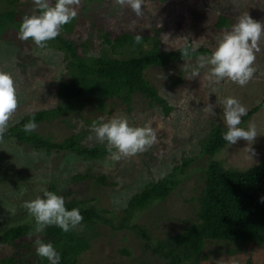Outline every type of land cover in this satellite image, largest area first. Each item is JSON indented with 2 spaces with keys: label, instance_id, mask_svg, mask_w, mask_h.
<instances>
[{
  "label": "rangeland",
  "instance_id": "1",
  "mask_svg": "<svg viewBox=\"0 0 264 264\" xmlns=\"http://www.w3.org/2000/svg\"><path fill=\"white\" fill-rule=\"evenodd\" d=\"M74 7L76 25L70 34L63 36L77 43L89 40L88 55H100L105 48L111 52L109 45L102 43L103 31H108L111 37L124 31L156 36L165 50L191 43L214 51L220 37L230 31L240 15L248 13L264 23V0H142L143 14L139 17L130 7H121L115 0H79ZM9 9L16 11L18 20L38 13L33 0H0V10ZM221 16L229 19L228 26L217 25ZM18 29L11 25L0 38V70L12 74L18 96V106L7 128L28 113L56 107L60 102L59 81L69 78L58 37L41 48L31 38L20 40ZM144 46L147 49L150 45ZM259 48L254 61L256 71L244 86L229 79L211 81L206 69L191 79L185 66H195L200 56H209L206 54L146 70L147 80L172 107L168 113L163 104L152 103L137 92L129 103L111 98L106 102V110L100 111L96 102L87 100L80 108L74 106L67 116L37 124L39 132L58 141L85 131L84 144L102 143L109 147L107 142L96 139L91 125L100 117L107 121L115 115H126L132 125L147 124L157 135L155 144L134 156L113 160L109 153L101 159L86 160L73 152H48L3 136L0 140V264L1 259L16 250L2 239V231L31 220L26 202L42 196V189L48 188L52 181L57 183L63 197L84 200L111 211L112 224L100 222L84 232L91 245L79 255L77 264H165L162 257L146 248L139 233L119 227L127 214L128 201L147 183L172 172L187 157H194V162L178 174L182 182L173 192L165 200L135 212L130 224L145 225L156 240L181 230L182 220L196 219L197 197L205 184V167L209 162L207 155H200L201 149L215 124L226 128L221 101L228 96L236 97L248 110L258 106L244 126L255 125L257 137L250 150L248 142L241 139L226 145L215 157L227 167L242 170L264 160V37ZM129 51L115 55L128 56ZM177 79L179 82L173 84ZM208 102L216 103V115L203 110ZM88 171L106 175L105 182L73 179L74 175ZM36 238L35 234L27 236L28 241ZM123 249H129L130 253ZM199 264H264V244L247 242L232 253L228 246L208 241Z\"/></svg>",
  "mask_w": 264,
  "mask_h": 264
},
{
  "label": "trees",
  "instance_id": "2",
  "mask_svg": "<svg viewBox=\"0 0 264 264\" xmlns=\"http://www.w3.org/2000/svg\"><path fill=\"white\" fill-rule=\"evenodd\" d=\"M51 1L55 2V0ZM16 14L14 9L0 10V38L11 25L19 27L22 20H18ZM229 23V19L224 16L217 21L220 27L228 26ZM75 25L74 18L71 23L62 27L58 36L61 41L59 45L64 51L65 68L69 75V78L59 81L57 97L60 102L56 107L43 108L24 115L4 131V137H14L22 144L27 143L37 149L45 148L48 152L52 150L73 152L82 159H101L110 153L109 147L102 143L84 144L82 139L86 134L85 131L72 133L58 141L50 135L42 134L38 129L25 133L23 126L32 118L39 124L61 115L67 116L74 106L80 108L87 100L96 102L97 109L104 111L108 99L119 98L129 103L132 95L137 92L151 99L152 103L157 101L163 104L168 113L172 107L147 80L146 70L153 66H167L183 59L212 53L208 47L203 45L194 47L191 43L165 50L160 47L156 36H142L133 31H124L111 37L108 31H103L102 43L105 46L109 45L111 52L109 53L105 48L100 55H88L86 52L91 46L89 40L77 43L63 36L70 34ZM137 34L143 38L140 44L134 43ZM145 43L150 45L149 48L145 49ZM185 47L189 51L187 57L183 55ZM126 50H131L128 56L115 55ZM179 80L177 79L173 84H177ZM258 109L257 106L248 110L242 117L240 126L244 127L246 121ZM62 119H65L66 124H70L66 117ZM224 131H226L225 127L215 124L203 142L200 155H207L209 158L205 167V184L197 197L196 219L182 220L181 230L155 240V236L145 225L130 224V222L135 212L165 200L173 192L182 182L178 174H182L194 162V157H187L172 172L160 179L150 181L128 201L125 209L127 214L119 227L139 233L145 240L146 248L162 257L165 264H199L208 241H216L222 247L228 246L232 253L247 242L264 244V201L261 200V197H264V160L243 170L225 166L215 157L228 145L223 139ZM73 179L98 180L104 183L106 175H96L88 171L74 175ZM47 189L60 195L55 181H52ZM65 204L68 209L80 208L84 217L82 229L81 226H77L69 232H64L59 227L51 225L45 229L40 238L45 242L51 241L61 253L60 264H77L79 255L91 245L88 235L84 232L97 223L112 224L113 221L109 217L111 211L105 207L99 208L75 198H65ZM34 225L35 220L32 218L2 231V239L13 245L16 250L15 253L1 259V264H48L46 259L37 256L34 240H27V236L34 234ZM123 251L130 253L129 249Z\"/></svg>",
  "mask_w": 264,
  "mask_h": 264
},
{
  "label": "clouds",
  "instance_id": "3",
  "mask_svg": "<svg viewBox=\"0 0 264 264\" xmlns=\"http://www.w3.org/2000/svg\"><path fill=\"white\" fill-rule=\"evenodd\" d=\"M121 7H130L139 17L143 14L142 0H115ZM34 6L39 9L37 14L25 15L18 29V38L28 40L37 47H47L48 42L57 38L62 27L72 22L77 16L75 5L79 0H33ZM264 37V23L253 19L248 13L239 16L230 31L225 32L219 39L212 53L205 57L200 56L195 66L186 65L190 70V78L199 77L201 69H206L207 78L219 83L229 79L240 86L246 85L256 71L254 61L259 52V42ZM142 36L137 34L134 43L140 44ZM187 40V38H185ZM184 57L189 55L187 47L183 50ZM226 131L223 139L229 144H235L243 139L250 145L257 137L256 126L249 124L242 127V117L248 109L236 97L228 96L221 101ZM18 106V96L14 78L10 72L0 70V140L8 126L12 113ZM216 103H207L203 110L216 115ZM34 118L24 124L25 133H31L37 128ZM95 137L99 142H107L113 160L122 157L134 156L146 151L157 141L156 131L149 125L134 126L128 116L115 115L105 121L103 117L91 125ZM115 149V151H113ZM42 196L26 202L30 216L35 220L34 240L36 254L46 259L48 264H60L61 253L51 241L45 242L39 237L48 226L55 225L64 232H69L77 226L82 227L84 219L79 207L68 209L65 198L47 188L42 189ZM264 201V197H261Z\"/></svg>",
  "mask_w": 264,
  "mask_h": 264
},
{
  "label": "bare ground",
  "instance_id": "4",
  "mask_svg": "<svg viewBox=\"0 0 264 264\" xmlns=\"http://www.w3.org/2000/svg\"><path fill=\"white\" fill-rule=\"evenodd\" d=\"M12 165V164H11Z\"/></svg>",
  "mask_w": 264,
  "mask_h": 264
}]
</instances>
